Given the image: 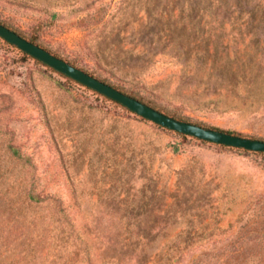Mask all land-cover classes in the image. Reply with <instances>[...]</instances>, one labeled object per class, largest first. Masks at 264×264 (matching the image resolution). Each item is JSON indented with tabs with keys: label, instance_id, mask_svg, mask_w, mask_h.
I'll return each mask as SVG.
<instances>
[{
	"label": "rangeland",
	"instance_id": "obj_1",
	"mask_svg": "<svg viewBox=\"0 0 264 264\" xmlns=\"http://www.w3.org/2000/svg\"><path fill=\"white\" fill-rule=\"evenodd\" d=\"M0 22L264 139V0H0ZM0 264H264V153L158 125L0 37Z\"/></svg>",
	"mask_w": 264,
	"mask_h": 264
},
{
	"label": "water",
	"instance_id": "obj_2",
	"mask_svg": "<svg viewBox=\"0 0 264 264\" xmlns=\"http://www.w3.org/2000/svg\"><path fill=\"white\" fill-rule=\"evenodd\" d=\"M0 37L44 64L121 103L129 110L158 125L204 141L264 153V139L247 137L171 116L23 37L2 22H0Z\"/></svg>",
	"mask_w": 264,
	"mask_h": 264
},
{
	"label": "trees",
	"instance_id": "obj_3",
	"mask_svg": "<svg viewBox=\"0 0 264 264\" xmlns=\"http://www.w3.org/2000/svg\"><path fill=\"white\" fill-rule=\"evenodd\" d=\"M25 37V36H24ZM33 41V40H32ZM8 43V42H7ZM23 52V51H22ZM25 55H27V56H30V57H32V58H34L33 56H31V55H29V54H27V53H25V52H23ZM36 59V58H35ZM38 60V59H37ZM38 61H40V60H38ZM46 65V64H45ZM48 66V65H47ZM55 70V69H54ZM57 71V70H56ZM59 72V71H58ZM60 74H62L63 76H65V77H68V78H70V79H73V78H71V77H69L68 75H66V74H64V73H62V72H59ZM73 80H75V79H73ZM76 81V80H75ZM104 81H106V80H104ZM76 82H78V81H76ZM107 83H110V82H108V81H106ZM78 83H80V82H78ZM82 84V83H81ZM84 85V84H83ZM88 87V86H87ZM89 89H91L90 87H88ZM91 90H93V89H91ZM93 91H95V90H93ZM124 91V90H123ZM107 97V96H106ZM108 98V97H107ZM108 99H110V100H113V99H111V98H108ZM114 102H116L117 104H119V105H121L122 107H124V108H127V107H125L124 105H122L121 103H119V102H117V101H115V100H113ZM150 104V103H149ZM150 105H152V104H150ZM152 106H154V105H152ZM154 107H156V106H154ZM157 108V107H156ZM157 109H159V110H161L160 108H157ZM161 111H163V110H161ZM166 113H168V112H166ZM169 115H171V116H174V117H176V118H178V119H184V118H181V117H178V116H175L174 114H170V113H168ZM213 128H217V129H220V128H218V127H213ZM224 131H229V130H224ZM229 132H231V131H229ZM179 134H181V135H185L186 136V134H184V133H180V132H178ZM233 133V132H232ZM261 153H263V152H261Z\"/></svg>",
	"mask_w": 264,
	"mask_h": 264
}]
</instances>
